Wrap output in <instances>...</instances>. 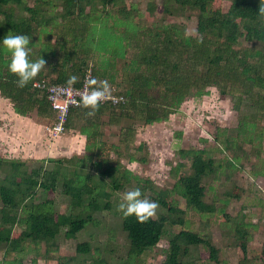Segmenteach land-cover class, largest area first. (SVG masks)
Instances as JSON below:
<instances>
[{
    "label": "trees",
    "instance_id": "obj_1",
    "mask_svg": "<svg viewBox=\"0 0 264 264\" xmlns=\"http://www.w3.org/2000/svg\"><path fill=\"white\" fill-rule=\"evenodd\" d=\"M28 1L0 0V97L11 103L16 115L29 117L35 113L54 121L44 92L35 88L34 82L68 84L69 77L75 75L78 81L74 85L78 87L91 65L93 80H106L110 92L124 96L125 102L116 106L100 104L94 117H87L89 109L83 107L70 110L65 129H77L85 136V151L92 154L117 148L102 142L103 123L117 125L122 119L135 118L147 125L163 123L186 100L207 96L208 89L214 87L222 96L231 97L238 114L233 134L238 141L232 140L229 145L249 144L259 156L264 142V128L258 124L264 120V17L257 12L260 0H162L160 4L149 0L145 12H141L136 2L128 0ZM187 11L196 13V37L186 35L181 24L164 23L166 17L183 16ZM159 14L161 18L157 17ZM142 18L152 19L151 25L146 26ZM9 34L27 35L29 59L36 61L42 57L46 61L40 73L23 88L17 87L18 78L8 70L11 54L4 49L2 40ZM241 41L248 46L243 47ZM103 116L107 117L106 122L102 121ZM132 132L123 130L119 141L126 140ZM178 156L189 162V172L179 174L180 168L185 167L181 161L171 169L170 173L177 176L171 189H152L153 200L164 213L145 223L137 222L135 216L124 218L122 214V229L129 243L128 264H137L143 254L158 245L167 228L175 226L180 230L168 234L162 264H198L201 257L194 252L199 249L205 258L200 264H228L220 258V250L208 232L192 229L190 213L198 216L205 229L211 224L226 226L223 235L230 236V244L242 254L237 264H251L247 244L252 239L251 231L258 227L253 223H237L226 213L232 200H240L243 188L233 185L206 201L207 182H215L224 174L227 178V170L240 166V157L235 154L229 158L225 154L217 161L196 149L179 150ZM77 159L83 165L91 158ZM64 161L71 159L43 160L55 167L47 170L40 166L26 172L24 161L0 159V170L8 168L0 180V245L4 246L3 257L17 256L12 264H20L21 257L32 251L28 245L39 255L36 248L44 244V259L51 260L61 229H65L67 239H73L93 222L92 213L111 208L109 202L103 206L100 202L101 198L108 199L110 193L100 190L90 172L79 166L62 183L72 208L79 213L56 214L52 198L34 202L39 189L48 195L55 193ZM93 163L100 166L99 162ZM120 168L119 164L108 165L100 173L110 177L113 191L132 180L138 185L134 190L147 188V180ZM252 174L262 173L254 170ZM174 195L185 201L184 209L171 199ZM15 226L21 230L15 231ZM88 251L86 243L76 246V254ZM31 264H36L35 258Z\"/></svg>",
    "mask_w": 264,
    "mask_h": 264
},
{
    "label": "rangeland",
    "instance_id": "obj_2",
    "mask_svg": "<svg viewBox=\"0 0 264 264\" xmlns=\"http://www.w3.org/2000/svg\"><path fill=\"white\" fill-rule=\"evenodd\" d=\"M31 1L29 0L28 3ZM148 1L128 0V2H136L141 12H145ZM154 1L158 4L162 2V0ZM157 17L161 18V15L159 14ZM165 20L164 23L183 25L188 36H197L195 12L187 11L183 16L166 17ZM142 21L146 26H150L152 19L142 18ZM241 45L243 47L248 46V43L241 41ZM121 64L119 62V69ZM208 91L209 95L207 96L186 100L179 111L171 115L166 122L147 125L135 118L122 119L117 125L106 126L103 130L102 142L107 145H115L117 148L111 151L105 148L104 151L92 154L84 150L83 156L91 159L83 165L77 162L75 153L72 156L71 153L66 155L63 151L54 154L38 153L39 155H36L37 151L41 152L46 149L44 145L49 146V143L54 142L53 138L55 137H52L45 129V127L51 126L53 121L40 118L35 113L26 117L31 123L41 125L36 135L34 134L38 138L37 142H32L26 135L27 129L17 131L13 128L15 122L20 121V119L12 114L11 103L0 97V159L24 161V169L28 172L40 166L51 170L55 167L54 163H43V160H66L67 156H71V161L62 162V172L55 193L48 195L39 189L33 199L34 202L52 198L56 214L75 215L79 213L78 209L72 208L70 197L65 195L62 188V183L67 178L72 177L78 166L84 172H90L95 178L94 183H98L100 190L110 193L108 199L101 198L100 202L102 206L104 202H109L111 208L92 213L93 222L77 233L75 238L67 239L65 229L60 230L55 240L57 250L50 254L51 260L44 259V244L36 248L39 255L35 253L32 245H28L27 248L32 249V251L27 252L23 259L20 255V264H31L34 258L36 264H128L129 243L127 235L122 229V212L118 210V205L122 202L123 194L134 190L138 185L132 180L123 188L113 191L110 186V177L102 176L101 171L108 165L116 166L118 164L121 165L120 170H130L134 175L148 182L147 188H139L142 193L141 198L154 201L152 189L160 191L172 188L177 176L170 173L171 169L182 161L178 156V151L189 149L203 150L205 157H212L217 161L222 160L225 154L229 158L235 154L240 157V166L233 171L227 170V178L224 174L215 182H207L209 185H206V201L210 202L214 195L220 196L224 191L231 189L233 185L243 188L244 193L240 200H232L226 209V213L237 223L257 225L256 230L251 229L252 239L247 244V259L251 264H264L262 254L264 248V142L259 156L249 144L241 147L229 145L235 138L233 134L238 126V114L233 109L230 96H222L214 87L209 88ZM106 121L107 117L104 116L103 122ZM258 124L259 127L264 128V120ZM128 129L133 131L131 136H126V140L122 142L119 141L121 132ZM225 146H228V150L225 149ZM247 155L249 156L247 157ZM105 159L106 162H104ZM93 162H99L100 166H95ZM182 162L185 163V167L180 168L179 174L188 173L189 162L187 160ZM254 170H260L262 174L254 176L252 174ZM7 173L8 168L6 166L1 168L0 180ZM171 199L178 208H185V201L180 196L174 195ZM162 213L164 210L159 206L153 219ZM189 217L192 221V229L208 232L214 246L220 250L221 259L226 260L228 264L239 262L242 257L241 252L230 244V236L223 235L226 226L220 228L216 224H211L205 229L204 224L202 225L198 220V216L190 213ZM223 219L221 216V220ZM14 230L20 231L21 228L15 226ZM179 230L180 228L177 226L168 227L166 235L158 245L143 254L137 264H162L168 247V234ZM80 243L88 244V253L76 254V246ZM3 250L4 246L0 245V264H12V260L17 256L11 254L8 257H3ZM194 254L196 257H201L197 261L198 264L205 261L201 249ZM69 258L72 260H68Z\"/></svg>",
    "mask_w": 264,
    "mask_h": 264
},
{
    "label": "clouds",
    "instance_id": "obj_3",
    "mask_svg": "<svg viewBox=\"0 0 264 264\" xmlns=\"http://www.w3.org/2000/svg\"><path fill=\"white\" fill-rule=\"evenodd\" d=\"M257 12L261 17H264V0H260ZM199 42L202 43V38ZM2 44L4 49L11 54L8 70L18 78L16 81L17 87H25L45 67L46 61L42 57L36 61L29 59L31 49L29 48L30 39L27 35H6L2 40ZM77 81L78 77L73 75L69 77L67 83L72 86ZM90 83L99 86L92 87L91 90L85 89L77 106L89 109L85 115L94 117L99 110V105L111 98V92L110 85L106 80L99 82L92 80ZM141 196L142 193L139 189L130 190L123 194L118 210L122 212L124 218L135 216L137 222L145 223L156 215L159 207L158 203L147 198H141Z\"/></svg>",
    "mask_w": 264,
    "mask_h": 264
},
{
    "label": "built area",
    "instance_id": "obj_4",
    "mask_svg": "<svg viewBox=\"0 0 264 264\" xmlns=\"http://www.w3.org/2000/svg\"><path fill=\"white\" fill-rule=\"evenodd\" d=\"M92 80V66L89 65L78 87L75 85L69 86L68 84H49L44 80L34 82L33 86L44 92L54 113L53 123L51 126L45 127L52 137H57L64 133L70 110L78 107L77 105L85 89L91 90L94 87L90 83ZM124 102V96L111 93V98L101 104L116 106Z\"/></svg>",
    "mask_w": 264,
    "mask_h": 264
},
{
    "label": "crops",
    "instance_id": "obj_5",
    "mask_svg": "<svg viewBox=\"0 0 264 264\" xmlns=\"http://www.w3.org/2000/svg\"><path fill=\"white\" fill-rule=\"evenodd\" d=\"M119 65V64H118ZM51 78H55V73L51 74ZM12 114H14V117H18L20 121L15 122L16 124L13 126V128L17 131H23V129H27L28 132L26 135H28V139H30L32 142H37L38 138L35 137L39 127H41L40 124L31 123L26 117H22L19 115H16L12 108H11ZM104 117V116H103ZM102 117V121H103ZM26 120H23V119ZM114 124L108 126L103 124L101 131L105 129V127H111ZM66 133H64L60 136H57L53 138L54 142L49 143V146L44 145L45 150H42L41 152L37 151L36 155H39L38 153H44V154H54L59 153L60 151H63L66 153V155L70 154L72 156L73 153H75L77 158L83 157V152L85 150L86 146V138L83 135H80L77 129H65ZM35 134V135H34ZM62 147V148H61ZM77 149V150H75ZM71 156H67V159H70ZM21 161V160H20Z\"/></svg>",
    "mask_w": 264,
    "mask_h": 264
}]
</instances>
